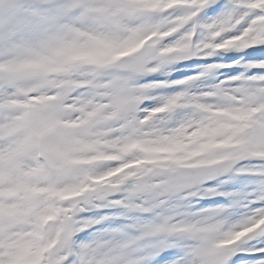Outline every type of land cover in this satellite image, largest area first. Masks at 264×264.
Here are the masks:
<instances>
[{"label": "snow or ice", "instance_id": "snow-or-ice-1", "mask_svg": "<svg viewBox=\"0 0 264 264\" xmlns=\"http://www.w3.org/2000/svg\"><path fill=\"white\" fill-rule=\"evenodd\" d=\"M0 264H264V0H0Z\"/></svg>", "mask_w": 264, "mask_h": 264}]
</instances>
